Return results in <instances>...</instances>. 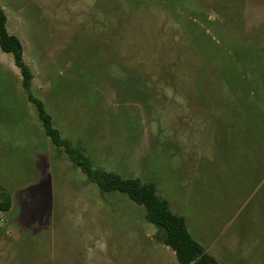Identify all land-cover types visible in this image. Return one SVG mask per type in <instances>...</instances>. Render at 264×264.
<instances>
[{
	"label": "rangeland",
	"instance_id": "374dc122",
	"mask_svg": "<svg viewBox=\"0 0 264 264\" xmlns=\"http://www.w3.org/2000/svg\"><path fill=\"white\" fill-rule=\"evenodd\" d=\"M61 136L156 185L219 264H264V0H0ZM0 264H179L45 133L0 48Z\"/></svg>",
	"mask_w": 264,
	"mask_h": 264
},
{
	"label": "trees",
	"instance_id": "16d2710c",
	"mask_svg": "<svg viewBox=\"0 0 264 264\" xmlns=\"http://www.w3.org/2000/svg\"><path fill=\"white\" fill-rule=\"evenodd\" d=\"M0 48L14 56L15 64L23 76V87L28 92V99L33 103L43 123L45 133L52 142L65 149L70 159L82 171L96 182L102 194L119 192L127 195L132 202L144 207L146 219L163 230L162 242L176 254L179 264H219L206 249L196 241L189 232L183 217L175 214L166 199L161 197L153 183H143L137 178H123L119 175L95 170L89 159L69 141L61 136L54 126L53 118L47 111L44 102L31 93L34 74L24 60V49L21 40L8 31V16L0 1ZM10 210V200L0 203V211Z\"/></svg>",
	"mask_w": 264,
	"mask_h": 264
}]
</instances>
